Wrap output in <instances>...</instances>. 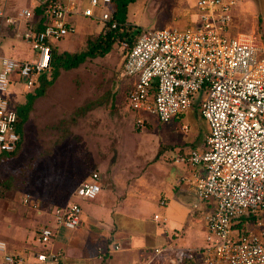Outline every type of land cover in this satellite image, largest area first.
<instances>
[{
    "label": "built area",
    "instance_id": "obj_1",
    "mask_svg": "<svg viewBox=\"0 0 264 264\" xmlns=\"http://www.w3.org/2000/svg\"><path fill=\"white\" fill-rule=\"evenodd\" d=\"M30 1L42 19L41 28L23 34L34 57L0 59V157L21 140L15 108L6 97L10 86L20 82L29 89L50 68L51 45L75 31L71 17L97 21L103 31L121 25L112 15L111 0ZM237 2L194 0L196 16L185 27L143 28L131 46L118 40L127 50L120 74L129 79L126 97L129 109L139 115L138 126L145 122L142 114L168 122L190 109L208 125L204 143L180 157L202 168L191 187L207 209L204 244L190 248L170 241L151 247L135 264H184L191 253L198 255L194 264H264V44L252 34L232 32ZM34 7L23 8L20 15L31 18ZM99 179L98 172L90 173L74 194L94 199L101 190ZM159 203L165 206L166 200ZM81 214L76 199L54 207L48 224L38 228L36 243L51 242L60 228L75 229ZM0 255L3 264L25 263L23 255L7 251L2 239ZM33 257L36 264H62L55 250H37Z\"/></svg>",
    "mask_w": 264,
    "mask_h": 264
},
{
    "label": "rangeland",
    "instance_id": "obj_2",
    "mask_svg": "<svg viewBox=\"0 0 264 264\" xmlns=\"http://www.w3.org/2000/svg\"><path fill=\"white\" fill-rule=\"evenodd\" d=\"M18 3L29 5L28 0ZM193 6L194 0H136L127 7L128 22L139 30L183 28L195 14ZM74 24L73 33L54 43L58 53L84 50L102 27L88 18H78ZM232 32L252 34L264 44V0H238ZM2 38L0 34V45ZM122 52L120 43L114 41L107 54L59 69L54 83L34 100L16 155L0 161V239L13 251L21 249V233L23 243H28L24 252L35 248V232L50 218L51 209L74 199L81 204L74 191L92 172H98L101 186L111 191L112 218L122 215L135 225L140 215L144 225H151L166 243L171 233V242L203 244L204 203L193 195L187 204H178L172 191L154 194L153 188L166 180L174 146L201 144L199 137L207 122L198 112L187 110L168 122L142 114L145 122L138 126L139 115L129 109L126 97L129 79L120 74ZM30 54L22 51L19 58ZM6 97L14 107L24 101V93L12 89ZM25 197L30 200L25 202ZM161 198L165 206L160 205ZM81 206L89 218L97 217ZM154 213L160 217L151 219ZM120 255L113 252L99 264H117ZM197 256L187 255L184 264L196 263Z\"/></svg>",
    "mask_w": 264,
    "mask_h": 264
},
{
    "label": "crops",
    "instance_id": "obj_3",
    "mask_svg": "<svg viewBox=\"0 0 264 264\" xmlns=\"http://www.w3.org/2000/svg\"><path fill=\"white\" fill-rule=\"evenodd\" d=\"M28 1V6H20L18 0H14L13 2L10 0H0V8L4 10V17L0 16V34L4 37V39L2 38L3 44L0 45V59L2 57H9L17 60H30L34 57V51L32 50L30 43L23 37V34L29 28L32 30L41 28L42 19L38 7L35 8L31 1ZM85 3L86 2L84 1L82 4L85 5ZM33 7L35 12L31 18H25L20 15L23 8ZM195 16L196 14H194L191 20L194 19ZM7 17H10L12 22L7 21ZM78 18L81 19L86 17L75 15L71 17V21L75 23ZM22 47L24 50H21ZM28 50L31 53L29 58H19L22 51L27 52ZM10 89H12V92L14 93H21L23 92L24 86L20 82H15ZM190 110L197 113L195 109ZM184 114H186V112ZM184 127L187 129V126L184 125ZM204 128L205 130L201 132L199 137L201 144L196 146L186 145L185 147H179L182 144L176 147L174 146L175 150L173 149L174 154L170 156L172 162L168 165L166 180L161 181L157 187L153 188L154 194L164 191H172L178 200V204H187L189 202L188 199L193 198L194 194L191 187L192 182L195 180L196 174L202 175V168L199 166L193 167L185 161L180 160V157L186 156L190 150L200 147L204 143L205 136L208 133V125L204 126ZM193 137L195 138L196 134ZM100 180L101 178L99 179L101 185ZM102 192L103 194H101ZM109 197L111 198L110 189L101 186V190L94 199L81 201L84 211L94 213L97 217L91 219L82 211L81 220L75 229L60 228L58 233L54 236L48 247L61 252L63 257L62 264H99V260L104 261L103 257L111 255L113 252L121 254L120 257H118L117 264H135L140 261L143 256L148 254L151 245L153 247L166 243L165 238L161 236L159 232H154V229H151V225H144L145 221L144 219H141L142 217H140V215L138 217L139 222L135 223V225L130 224L125 219L126 217H123L122 215H118L116 217L117 219L114 217L112 218L110 214L111 212L109 211L112 202ZM150 200L151 198L147 200V202L149 203ZM155 214L160 217L158 213H154L151 215V219H154ZM45 223H48V220L43 222L42 226H44ZM35 236L33 240L35 248L29 252H24L22 249L28 246V243H23L24 235L22 233L19 242L21 249L19 251H13L14 248L4 240L7 244V251L9 253L23 255L25 258L24 264H36L33 253L38 250L40 246L36 245ZM166 236L168 237L167 241L169 240L170 242L171 237H173L172 234L168 233ZM174 241H176V239ZM177 243L190 248L200 247L204 244L203 242V244L197 246V244H187L184 242ZM109 244L111 245L110 249H108ZM114 245H118L119 248L114 249ZM103 246H105V248L101 250Z\"/></svg>",
    "mask_w": 264,
    "mask_h": 264
},
{
    "label": "trees",
    "instance_id": "obj_4",
    "mask_svg": "<svg viewBox=\"0 0 264 264\" xmlns=\"http://www.w3.org/2000/svg\"><path fill=\"white\" fill-rule=\"evenodd\" d=\"M135 1L136 0H111L112 15L118 22L121 23V25L118 26L116 29H111L107 31H103V29L101 28L100 31H98V35L94 39L87 41V45L84 50H81L79 52H67L65 54H60L56 51V47L51 45L50 68L36 77L35 83L31 88L23 89L24 101L17 103L14 107L17 115L16 129L21 140L18 143L16 149L10 153L3 154L0 157V161L5 159L6 157H12L16 155L23 138V126L28 118V114L32 108L33 102L37 97L44 94L46 88H48L54 83L55 79L59 75V69L68 70L70 68L77 67L87 57H94L96 55L103 56L107 54L110 51L114 41L125 39L128 41L130 46L133 44L135 36L143 29L142 28L141 30H139L140 27L136 29L135 27H133L134 25H132L127 20V7L129 6V4ZM126 52L127 50H123L122 52L123 61ZM88 108H90V106L82 109ZM47 224L48 223H45V225ZM37 230L36 233L38 232ZM53 238L54 237H52V239ZM50 243L51 242H48L44 246H40L38 250H53L52 248L48 247ZM55 251L59 252L60 255H62L60 251Z\"/></svg>",
    "mask_w": 264,
    "mask_h": 264
}]
</instances>
